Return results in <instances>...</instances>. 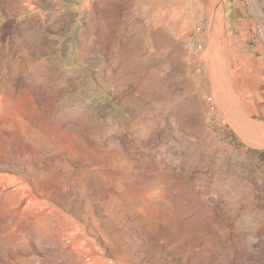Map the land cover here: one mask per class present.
Listing matches in <instances>:
<instances>
[{"label": "rangeland", "instance_id": "obj_1", "mask_svg": "<svg viewBox=\"0 0 264 264\" xmlns=\"http://www.w3.org/2000/svg\"><path fill=\"white\" fill-rule=\"evenodd\" d=\"M263 52L264 0H0V264H264Z\"/></svg>", "mask_w": 264, "mask_h": 264}, {"label": "built area", "instance_id": "obj_2", "mask_svg": "<svg viewBox=\"0 0 264 264\" xmlns=\"http://www.w3.org/2000/svg\"><path fill=\"white\" fill-rule=\"evenodd\" d=\"M200 31L201 28L197 27L193 33L192 40H191V48L195 50H200L203 47L202 40L200 39ZM263 57H264V52H263Z\"/></svg>", "mask_w": 264, "mask_h": 264}]
</instances>
